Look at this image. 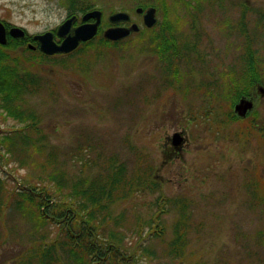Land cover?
<instances>
[{
	"label": "rangeland",
	"instance_id": "374dc122",
	"mask_svg": "<svg viewBox=\"0 0 264 264\" xmlns=\"http://www.w3.org/2000/svg\"><path fill=\"white\" fill-rule=\"evenodd\" d=\"M87 1L102 8L105 22L124 11L143 28L136 8L157 0ZM64 2L0 0V21L32 37L69 17ZM160 7L155 31L171 21L170 56L154 50L145 29L118 45L101 44L99 35L52 59L5 49L35 82L13 96L12 107H0V264H42V247L60 237L56 259L44 262L76 264L60 244L66 234L35 220L32 205L16 195L45 187L70 210L81 202L73 192L101 195L99 205L109 210L100 212L102 244L112 242L109 231L118 235L130 263L264 264V0H169L170 14ZM247 39L260 61L258 101L249 119L230 121L234 109L223 95L231 77L243 73ZM31 115L37 132L26 130ZM247 123L263 133L246 131ZM177 133L185 136L179 149L171 142ZM120 165L126 178L112 186ZM164 199L172 204L162 214L166 232L150 239L149 223ZM183 205L188 245L178 257L169 245Z\"/></svg>",
	"mask_w": 264,
	"mask_h": 264
},
{
	"label": "trees",
	"instance_id": "16d2710c",
	"mask_svg": "<svg viewBox=\"0 0 264 264\" xmlns=\"http://www.w3.org/2000/svg\"><path fill=\"white\" fill-rule=\"evenodd\" d=\"M67 5V8L69 9V16L71 15H80L83 14L89 10L94 9L87 0H65L64 2ZM160 4V5H159ZM165 6L167 14H170L172 11H170L169 7V0H160L155 1V3H152L153 6H156L161 8L160 6ZM102 9V8H101ZM170 19V15H169ZM244 20V19H243ZM167 25L163 27V29H160L159 31H155V28L152 29H145V32H149L150 36H153V48L154 50H158L159 53L162 55H169L171 54L170 51H175L174 48V37L173 34V27L171 21H166ZM243 32L246 34L247 30L246 27L242 25ZM144 33V32H143ZM32 41V38L28 36L24 39H12L10 38L7 45L2 46L0 45V101L2 102L0 107H5L7 109V106L12 107L13 96L21 95V93L25 91H30V85L35 82V80L32 78L30 74L27 73H20L18 68V62H16L15 58L12 59V57L8 54H6L4 51L6 48L9 47H17L21 48L24 52H35L33 50H30L27 46V43ZM94 41H90L88 43L83 44V46H89ZM99 42L103 45H118L120 43H113L108 40H105L103 37L100 38ZM92 47V45L90 46ZM41 58L45 57L47 59H52L53 57H48L41 53ZM71 55V54H70ZM69 56V55H67ZM63 57V55H62ZM244 64H243V73L239 76L238 80L234 76L231 77L229 80L230 82L226 83L225 89H227V94L223 95L224 100L230 103L231 106H235V104L239 101V99L243 96L248 95V92L251 90V88L255 85L256 82H259L261 78V72L259 68V59L257 57L256 51L251 46L250 39H247L246 41V56L243 58ZM13 61V62H12ZM14 63V66H13ZM9 108L12 110V108ZM13 111V110H12ZM234 114V115H233ZM233 116L231 117L230 121L238 119L236 117L235 113L233 112ZM24 116L23 114H21ZM29 119L31 121V125L26 127V130H31L36 127L34 132L38 131L37 126L34 125L35 123V117L29 116ZM253 124L250 125L247 123L246 125V131L252 130ZM25 138L29 137L26 135ZM4 140H6L4 138ZM13 140L12 136L9 138V141ZM31 140V138H30ZM11 142V141H10ZM13 143V142H11ZM126 178L125 176V170L124 166L120 165L116 168L115 176L113 179V184L118 185L119 182L123 181ZM49 181L57 187H61V183L58 181H55V179L51 176H49ZM133 184H128V188L125 189L124 193L126 195L130 194L132 190H130V186ZM39 186V185H37ZM111 186V187H112ZM34 190V189H30ZM51 191L50 188H44L42 192H35L32 191L34 196L29 193L28 190H17L16 195H23L25 196V200L28 201L32 205V211H36L37 218L33 217L35 220H38L40 222H43L44 225H55L58 226L61 231H63L66 236L67 240L62 244L63 248H67V252L71 255L73 260L76 262V264H134L130 263L131 256H126V252L123 250V246H121V238L118 235H115L113 232L109 231V238L112 240V242H109L108 244H102L103 241L107 237H102L97 230L101 228L102 220L100 218H103L106 216L104 213L107 208L101 207L99 205L100 198L96 196L95 193H88L84 189H81L79 192H73V196L77 199H81V202L79 203L78 209H72L70 210V206L67 202L59 203L56 205V201L49 198V192ZM42 193V195H40ZM46 194V196L44 194ZM111 194V192H110ZM73 202V201H72ZM71 202V204H72ZM15 205H17L19 208L25 210L26 208H23L20 205V200H16ZM52 206V214L50 213V207ZM159 211L157 215L154 217L153 221L149 223V233L148 238H162L164 236V233L166 232L165 229L162 227V214H166L168 211V207L172 206L171 203L167 202L165 199L159 201ZM106 209L104 212L103 210ZM181 212V218L178 219V221L175 224V231H174V238L171 241L169 245V254L173 255L176 254L178 257L183 254V251L185 250L186 246L188 245L187 241V220H186V209L185 205H183L180 209ZM178 210V211H179ZM26 211V210H25ZM100 212L104 213L105 216L100 217ZM108 216H109V210H107ZM70 213L71 215H68ZM98 221V224H97ZM104 222H106L104 220ZM185 225V226H184ZM75 229V231H74ZM61 241V237L57 241L56 245ZM56 245H52L48 248L42 247V258L41 263L47 264L48 259L53 261L56 259L55 254V247ZM59 246V245H58ZM102 252V253H101ZM56 256V257H55ZM44 259L47 260V262H44ZM137 264V263H135Z\"/></svg>",
	"mask_w": 264,
	"mask_h": 264
},
{
	"label": "water",
	"instance_id": "95a60500",
	"mask_svg": "<svg viewBox=\"0 0 264 264\" xmlns=\"http://www.w3.org/2000/svg\"><path fill=\"white\" fill-rule=\"evenodd\" d=\"M143 12V8L137 9V13L141 14ZM102 16L103 13L100 10L87 12L82 17L84 23L79 26H74L77 16H72L57 28L56 33L54 31H47L42 34L35 35L33 39L39 43L40 50L47 55L69 54L76 50L82 42L90 41L97 35L102 22ZM89 20H94V22L89 23ZM109 21L114 25L131 22V16L126 12H117L109 16ZM157 23L158 19L156 16V8L151 7L147 9L144 12V24L151 28L157 25ZM139 31L140 26L134 23L129 27H110L104 31L103 35L108 40L121 41ZM56 35L62 38L60 43L55 40ZM8 36L13 38H23L26 36V32L19 27H11L8 31L6 25L0 21V44H7ZM29 47L35 49V47L31 44ZM252 108L253 102L243 99L236 106V111H239L242 115H244L248 109ZM182 140L183 138L180 133L174 134L173 144L175 146L181 145Z\"/></svg>",
	"mask_w": 264,
	"mask_h": 264
},
{
	"label": "flooded vegetation",
	"instance_id": "af4514ba",
	"mask_svg": "<svg viewBox=\"0 0 264 264\" xmlns=\"http://www.w3.org/2000/svg\"><path fill=\"white\" fill-rule=\"evenodd\" d=\"M111 26H112V25H108V27H111ZM108 27H107V28H108Z\"/></svg>",
	"mask_w": 264,
	"mask_h": 264
}]
</instances>
